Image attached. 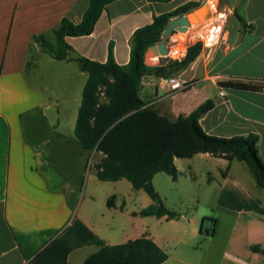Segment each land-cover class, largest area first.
Listing matches in <instances>:
<instances>
[{"label": "crops", "instance_id": "1", "mask_svg": "<svg viewBox=\"0 0 264 264\" xmlns=\"http://www.w3.org/2000/svg\"><path fill=\"white\" fill-rule=\"evenodd\" d=\"M173 1H113L90 34L66 37L72 50L67 58L56 59L41 37L55 43L61 19L80 22L88 0H0V264H28L74 218L108 244L153 239L168 254L161 264H264V253L251 248H264V188L242 160L208 152L175 158L178 176L172 178V194L180 204L191 199L210 209L208 218L163 200L178 217L148 215L155 218L148 226L137 217L152 199L145 207L132 208L125 221V199L118 203L113 194L98 205L91 187L82 192L92 150L75 135L88 78L76 58L104 62L112 43L116 62L127 64L134 30L191 0L171 5ZM219 1L229 16L221 41L203 46L194 61L170 77L144 75L140 94L173 121L212 99L213 107L199 120L205 132L222 137L254 133L264 160V0ZM167 59L145 54L148 64ZM171 78L188 86L171 93ZM159 173L153 183L166 199L156 185ZM224 231L229 235L222 242ZM97 249L93 244L76 248L67 264H84Z\"/></svg>", "mask_w": 264, "mask_h": 264}, {"label": "trees", "instance_id": "2", "mask_svg": "<svg viewBox=\"0 0 264 264\" xmlns=\"http://www.w3.org/2000/svg\"><path fill=\"white\" fill-rule=\"evenodd\" d=\"M113 1L116 0H88L81 21L75 23L69 17H63L55 29V43L41 37L42 46L56 59L67 58L72 47L66 37L90 34L104 8ZM200 5L199 1H187L154 16L151 23L136 28L127 64L116 62L112 43L104 62L85 56L76 58L79 68L88 73V78L82 92L75 135L85 149L101 154L93 165L99 180L126 178L135 189H143L151 197L153 203L141 211L143 216L178 217L176 211L165 205L153 183L158 172L177 178L175 158L208 152L230 161L242 160L249 166L257 184L264 188V160L259 155L256 134L222 137L208 134L202 128L199 120L213 107L212 99L173 121L147 105L141 97L144 75L170 77L186 68L202 51V42L196 41L180 61L167 59L159 64L145 61L146 51L161 40L169 21ZM237 86L257 88L250 84ZM90 244L98 249L85 258L84 264H161L168 258L167 252L149 237L108 244L82 220L74 218L61 234L39 249L28 264H67L72 250ZM251 248L264 253V248L258 245Z\"/></svg>", "mask_w": 264, "mask_h": 264}, {"label": "rangeland", "instance_id": "3", "mask_svg": "<svg viewBox=\"0 0 264 264\" xmlns=\"http://www.w3.org/2000/svg\"><path fill=\"white\" fill-rule=\"evenodd\" d=\"M179 0H175L171 3V5L173 4H177ZM217 2V0H214ZM209 3L210 5V0H204L203 3ZM201 3V5L203 4ZM200 5V6H201ZM199 6V7H200ZM199 7H197L196 9H198ZM219 10V9H218ZM218 10H213L212 12L216 13V11ZM221 11H224V23H226L229 20V16H228V10L221 6L220 7ZM194 21H193V25L198 23V19L196 17H194ZM210 17H206L204 18L205 21H207ZM215 19H217L216 17H213V19L211 20V22H213ZM200 22V21H199ZM222 28L224 29L225 26L223 25ZM148 51V50H147ZM146 51V52H147ZM149 63H152L151 59H146ZM101 154L95 150H92V154H88L87 155V172L86 174H84L83 177V181H82V185H81V189L82 192L85 191V187L87 188H92L93 192H94V196L96 198V201L98 203V205H104V203L106 202L107 199H109L113 194H115V201L118 203H121L124 199L127 202V208L128 211L125 213L124 219L125 221H128V217H131V214L129 212H131L132 208H137V207H145L148 205V201L151 200L150 196L143 190L140 189L137 191H135V194L132 192L134 190H132V186L131 183L128 179L126 178H122V180L120 179V181H111V180H99L96 176V172L95 169L93 167L94 163L100 158ZM159 177H163L162 180H157ZM156 185L159 188V190L161 191V193L165 196L166 199L163 198V200L166 202H168V204L170 206H179L180 208H182V210H195L198 214H201V219L202 217H206L208 218L209 216H211L210 214H212V211L208 208L205 207H201V206H196L195 201L188 199V201H186V205L180 204L179 200H177L176 196L173 193V185H176L174 182V180L172 179V177L165 173V172H161L159 174H157L156 176ZM157 190V189H156ZM158 191V190H157ZM159 192V191H158ZM160 193V192H159ZM167 205V203H166ZM168 206V205H167ZM99 207V206H98ZM130 208V209H129ZM100 212V211H99ZM109 219H112L113 217L109 214L108 215ZM155 218H151L148 216H138L137 220L143 224H147L148 226H152L151 223H153V220ZM119 220L121 221V216L119 218ZM205 232V230L203 231ZM229 235V232H223L220 235V241L224 242L226 240V236Z\"/></svg>", "mask_w": 264, "mask_h": 264}, {"label": "built area", "instance_id": "4", "mask_svg": "<svg viewBox=\"0 0 264 264\" xmlns=\"http://www.w3.org/2000/svg\"><path fill=\"white\" fill-rule=\"evenodd\" d=\"M210 5L213 10L219 9L216 13L212 12V19L213 17L217 19L211 22L210 18L208 22H200L196 26L191 25L186 31L173 30L168 36V53L164 57L180 61L185 58L188 47L196 41L202 42L204 47H212L221 41L224 33V29L222 28L225 22L223 17L224 11L220 10L219 0L217 2L210 0ZM187 86V82L181 81L178 78H171L169 80L171 93L185 89Z\"/></svg>", "mask_w": 264, "mask_h": 264}, {"label": "water", "instance_id": "5", "mask_svg": "<svg viewBox=\"0 0 264 264\" xmlns=\"http://www.w3.org/2000/svg\"><path fill=\"white\" fill-rule=\"evenodd\" d=\"M197 11H200V13H196ZM193 14H196L195 17L200 22H204L205 21L204 18L206 17L213 16L209 3L205 2L198 9L194 11H189L186 14L172 18L162 32L161 40L158 43L151 45L147 51V54L152 55V56L167 55L168 53L167 39H168L169 34L173 30L186 31L187 28L193 24V21L195 19L192 16Z\"/></svg>", "mask_w": 264, "mask_h": 264}, {"label": "bare ground", "instance_id": "6", "mask_svg": "<svg viewBox=\"0 0 264 264\" xmlns=\"http://www.w3.org/2000/svg\"><path fill=\"white\" fill-rule=\"evenodd\" d=\"M196 13H200V11H197ZM192 16L195 17L196 14H193ZM211 17H212V16H211ZM211 17H210V18H211ZM210 18H209V19H210ZM210 20H212V18H211ZM210 20H207V21H204V22H208V21H210ZM193 24H194V23H193ZM198 24H199V23H198ZM198 24H197V25H198ZM194 26H196V25H194Z\"/></svg>", "mask_w": 264, "mask_h": 264}]
</instances>
